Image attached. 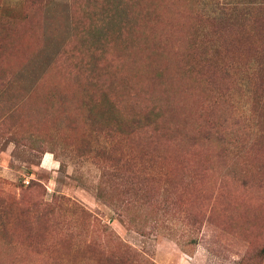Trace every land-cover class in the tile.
<instances>
[{
    "label": "rangeland",
    "instance_id": "374dc122",
    "mask_svg": "<svg viewBox=\"0 0 264 264\" xmlns=\"http://www.w3.org/2000/svg\"><path fill=\"white\" fill-rule=\"evenodd\" d=\"M0 264H264V0H0Z\"/></svg>",
    "mask_w": 264,
    "mask_h": 264
},
{
    "label": "trees",
    "instance_id": "16d2710c",
    "mask_svg": "<svg viewBox=\"0 0 264 264\" xmlns=\"http://www.w3.org/2000/svg\"><path fill=\"white\" fill-rule=\"evenodd\" d=\"M225 9V11H224ZM228 8L226 7H218L216 10H212V18L217 20V21H223V20H226L228 21L227 23L229 22H233L234 20L236 21L237 20V17L233 15L232 12H228L227 10ZM235 24V23H233Z\"/></svg>",
    "mask_w": 264,
    "mask_h": 264
}]
</instances>
